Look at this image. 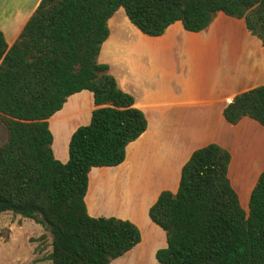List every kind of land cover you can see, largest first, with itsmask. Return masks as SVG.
<instances>
[{
    "label": "trees",
    "instance_id": "obj_1",
    "mask_svg": "<svg viewBox=\"0 0 264 264\" xmlns=\"http://www.w3.org/2000/svg\"><path fill=\"white\" fill-rule=\"evenodd\" d=\"M114 11L110 22L127 18L147 36L176 20L199 31L220 11L242 18L264 45V0H39L10 46L0 32V212L48 228L49 264H107L140 238L128 220L89 216L83 202L89 169L119 164L125 145L145 129L131 95L96 60ZM82 89L93 108L71 132L61 163L47 118ZM222 115L230 124L247 116L264 126V85L235 95ZM229 158L216 143L194 149L176 190L160 191L148 207L165 233L166 246L154 253L159 264H264V169L244 211L227 177Z\"/></svg>",
    "mask_w": 264,
    "mask_h": 264
},
{
    "label": "crops",
    "instance_id": "obj_2",
    "mask_svg": "<svg viewBox=\"0 0 264 264\" xmlns=\"http://www.w3.org/2000/svg\"><path fill=\"white\" fill-rule=\"evenodd\" d=\"M38 2L0 0V32L7 46ZM115 11L106 20L108 34L96 60L131 95L145 129L125 145L119 164L89 169L83 202L89 216L128 220L139 231V241L107 264H159L154 253L166 246L165 233L147 210L160 191L176 190L180 168L194 149L216 143L229 152L227 177L247 211L249 193L264 169V126L247 116L230 124L222 109L235 95L264 85V45L242 18L218 11L199 31H187L176 20L158 36L142 34L126 20L139 37L126 38L116 53L101 57ZM92 108L91 92L82 89L47 118L51 152L59 162L67 160L69 136L88 123ZM54 119L60 128L70 124L62 151L53 147ZM32 264L43 263L37 256Z\"/></svg>",
    "mask_w": 264,
    "mask_h": 264
},
{
    "label": "rangeland",
    "instance_id": "obj_3",
    "mask_svg": "<svg viewBox=\"0 0 264 264\" xmlns=\"http://www.w3.org/2000/svg\"><path fill=\"white\" fill-rule=\"evenodd\" d=\"M126 20L123 18L119 22H110L111 35L103 44L101 57L116 53L126 38L139 37L137 31L133 30ZM55 121L56 119L51 122V128L54 131L53 147L62 151L68 129L67 125L58 127ZM5 137V127L0 120V143L5 140ZM50 242L51 235L45 225L11 211L0 212V264H32L37 256L41 258L43 264L44 262L49 264L47 256L50 252Z\"/></svg>",
    "mask_w": 264,
    "mask_h": 264
}]
</instances>
